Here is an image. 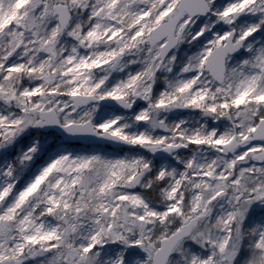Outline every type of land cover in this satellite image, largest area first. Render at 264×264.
I'll return each mask as SVG.
<instances>
[{
    "label": "snow or ice",
    "instance_id": "1",
    "mask_svg": "<svg viewBox=\"0 0 264 264\" xmlns=\"http://www.w3.org/2000/svg\"><path fill=\"white\" fill-rule=\"evenodd\" d=\"M0 264H264V0H0Z\"/></svg>",
    "mask_w": 264,
    "mask_h": 264
}]
</instances>
